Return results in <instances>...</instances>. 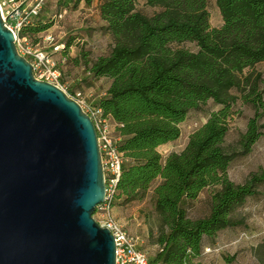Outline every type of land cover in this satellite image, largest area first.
<instances>
[{
	"label": "trees",
	"instance_id": "trees-1",
	"mask_svg": "<svg viewBox=\"0 0 264 264\" xmlns=\"http://www.w3.org/2000/svg\"><path fill=\"white\" fill-rule=\"evenodd\" d=\"M72 1L91 6L95 0ZM208 1L147 0L158 10L147 16L136 9L137 0H102L98 13L114 44L111 51L93 60L88 53L70 59L71 42L61 50L90 79L109 81L95 108L115 126L125 160L113 207L142 202L152 193L161 248L151 264H201L196 260L206 245L226 229L243 226L235 215L264 182V174H253L236 185L228 174L237 157L251 154L264 136V78L245 75L264 64V0H215L219 28L210 25ZM49 28L37 20L21 36L36 43ZM189 43L197 50L181 48ZM210 101L220 109L182 152L163 157L159 149L177 142L188 115ZM239 102L252 105L255 115L239 149L230 151L225 140ZM209 188L217 189L209 215L190 219L189 209Z\"/></svg>",
	"mask_w": 264,
	"mask_h": 264
},
{
	"label": "water",
	"instance_id": "water-1",
	"mask_svg": "<svg viewBox=\"0 0 264 264\" xmlns=\"http://www.w3.org/2000/svg\"><path fill=\"white\" fill-rule=\"evenodd\" d=\"M94 123L39 81L0 12V264H116Z\"/></svg>",
	"mask_w": 264,
	"mask_h": 264
},
{
	"label": "rangeland",
	"instance_id": "rangeland-1",
	"mask_svg": "<svg viewBox=\"0 0 264 264\" xmlns=\"http://www.w3.org/2000/svg\"><path fill=\"white\" fill-rule=\"evenodd\" d=\"M102 0H95L91 6L80 4L75 6L72 0H46L40 13L39 20L50 24L47 32L37 37L36 43L29 39L33 45L42 47L55 61L61 75L60 84L66 94L75 98L82 94V100L91 109H95V101L104 95L109 86L106 79L93 80L84 73L82 66L69 62L62 55V49L54 52V45H64L71 42L68 57L75 58L88 53L90 59L107 55L113 48V42L103 29V21L98 13ZM136 9L147 16H154L158 10L148 5L147 0H137ZM207 9L210 13V25L219 28L222 24L220 11L216 1L209 0ZM62 16V18L60 17ZM51 36L54 45L44 41ZM186 50L196 51V45L189 43L181 46ZM261 74L264 78V64L246 71L245 75ZM75 95H74V94ZM212 101L206 104L201 111H192L184 123L180 125L181 137L177 142L163 145L160 154L166 157L170 153L182 152L190 136L202 127L212 112L219 110ZM237 114L230 124V131L225 144L230 151L239 149L240 136L245 133L248 121L254 117L252 105L239 102ZM260 123L264 125V115ZM264 132V131H263ZM230 180L238 185L243 184L253 174H264V136L254 146L248 156H239L231 165ZM258 194L246 200V204L239 209L235 218L243 220V226L237 229H226L221 232L213 245H206L202 256L196 260L201 264H264V182L257 187ZM216 188L205 190L188 211L192 220L203 219L209 215V200ZM150 193L142 202H135L129 206H115L113 215L116 221L133 236H137L139 249L147 254L150 263L160 252V221L154 210ZM97 222L102 221L99 212L94 213Z\"/></svg>",
	"mask_w": 264,
	"mask_h": 264
},
{
	"label": "built area",
	"instance_id": "built-area-1",
	"mask_svg": "<svg viewBox=\"0 0 264 264\" xmlns=\"http://www.w3.org/2000/svg\"><path fill=\"white\" fill-rule=\"evenodd\" d=\"M45 2L46 0H0L1 17L6 27L15 35L19 54L31 62L36 79L63 90L60 84L61 75L52 57L39 45L31 44L28 36H21L23 29L39 20ZM44 41L54 45L51 36L45 37ZM64 47V45H54V52ZM73 99L92 119L97 133L106 197L105 201L97 206L96 211L102 216V221L98 222L100 226L107 228L115 239L116 264H151L147 254L138 248V237L128 233L113 215L116 189L125 164L123 153L118 147L121 138L115 133V126L110 119L102 118L101 110L91 109L85 104L81 93L76 94Z\"/></svg>",
	"mask_w": 264,
	"mask_h": 264
},
{
	"label": "crops",
	"instance_id": "crops-1",
	"mask_svg": "<svg viewBox=\"0 0 264 264\" xmlns=\"http://www.w3.org/2000/svg\"><path fill=\"white\" fill-rule=\"evenodd\" d=\"M98 99H96V100H94L95 102L97 101ZM117 222H119V219H118V221ZM120 223V222H119Z\"/></svg>",
	"mask_w": 264,
	"mask_h": 264
}]
</instances>
